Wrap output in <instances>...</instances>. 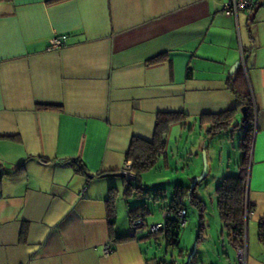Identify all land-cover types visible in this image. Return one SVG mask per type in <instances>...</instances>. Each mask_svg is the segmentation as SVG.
<instances>
[{"label":"crops","instance_id":"0c3cea01","mask_svg":"<svg viewBox=\"0 0 264 264\" xmlns=\"http://www.w3.org/2000/svg\"><path fill=\"white\" fill-rule=\"evenodd\" d=\"M223 2L0 0V264H165L149 249L152 237L172 247L165 232L127 237L131 213L151 224L163 209L146 217V203L129 207L134 183L127 191L123 174L107 173L135 174L130 139L151 140L159 112L187 117L171 124L155 164L181 130L207 133L205 116L235 108L229 83L239 72L256 110L245 256L264 264V0L237 17ZM59 34L66 44L47 50ZM72 158L86 173L64 163Z\"/></svg>","mask_w":264,"mask_h":264},{"label":"rangeland","instance_id":"374dc122","mask_svg":"<svg viewBox=\"0 0 264 264\" xmlns=\"http://www.w3.org/2000/svg\"><path fill=\"white\" fill-rule=\"evenodd\" d=\"M241 116L238 111L229 129L213 135L199 131L198 125L192 130L189 127L181 130L170 140L166 161L159 158L154 167L142 172L140 181L134 183L141 190L138 194L134 190L126 203L129 207L136 204L135 200L139 204L146 203L150 210L145 211L146 217L158 216L170 202L176 185L185 189L181 202L188 212L186 223L180 229L178 247H166L161 239H150V251L165 264H181L192 253L193 264H238V252L229 242L228 231L219 217L215 188L225 175L236 174L242 160ZM193 186L195 198L191 199L188 187ZM126 203L122 202L125 209ZM124 218L122 213L120 222ZM248 242L250 244L249 238Z\"/></svg>","mask_w":264,"mask_h":264},{"label":"trees","instance_id":"16d2710c","mask_svg":"<svg viewBox=\"0 0 264 264\" xmlns=\"http://www.w3.org/2000/svg\"><path fill=\"white\" fill-rule=\"evenodd\" d=\"M165 53H160L150 58L148 62L155 63L162 60ZM229 88L235 94V108L222 112L217 115H207L212 119V125L207 133L213 134L221 130H227L234 118V113L241 112V125L243 128V137L241 139L240 148L242 149V160L238 165L236 174L225 175L215 188L217 197V209L221 221L224 223L228 231V239L234 247L246 246V223L249 214L254 208L247 198V181L249 173V158L253 144L254 122H255V107L245 81L244 74L239 72L235 79L229 83ZM44 107H52L53 105H43ZM241 107H245V113L241 111ZM187 115L182 112H159L156 115V121L151 140H145L137 136H132L129 142L128 149L125 153V161L131 163V169L135 172L138 180L142 172L149 170L155 165L157 158L164 154L166 146V135L169 128L174 122L184 123ZM204 117V116H203ZM73 167V170L78 173H86L83 165L78 159H68L64 162ZM132 183H127V191ZM134 189L139 193L141 188L134 186ZM184 187L176 185L173 190V196L170 202L163 207L169 208L172 211V216L165 220V237L168 243L173 247L179 245V233L182 227L179 226L176 219V211L183 207L181 198L184 195ZM194 186L189 188L188 193L191 199L193 196ZM195 202V201H194ZM108 219L114 221L112 206L107 205ZM132 212V211H131ZM134 212V211H133ZM130 221L141 215L131 213ZM142 217V216H141ZM150 234V233H149ZM154 235V234H153ZM127 237H131L128 234ZM257 238L264 245V218H261L257 223ZM114 242V241H113ZM194 256L189 264H193Z\"/></svg>","mask_w":264,"mask_h":264},{"label":"built area","instance_id":"2783aa9c","mask_svg":"<svg viewBox=\"0 0 264 264\" xmlns=\"http://www.w3.org/2000/svg\"><path fill=\"white\" fill-rule=\"evenodd\" d=\"M255 6V0H224L222 11L229 16L237 17L239 12L252 9ZM68 37L66 34L54 35L50 38L47 50H56L66 44ZM121 173L125 176L127 183L136 182L135 174L130 173L128 169H123ZM187 210L184 207L178 208L176 211V219L180 227H184L186 223ZM162 221L157 223L146 224L141 216H137L130 221L129 232L131 236H135L144 229L150 234L165 231V220L172 216L169 208L162 210ZM238 252V264H247L244 247H235ZM113 251V242L107 243L103 247V254L107 255Z\"/></svg>","mask_w":264,"mask_h":264},{"label":"water","instance_id":"95a60500","mask_svg":"<svg viewBox=\"0 0 264 264\" xmlns=\"http://www.w3.org/2000/svg\"><path fill=\"white\" fill-rule=\"evenodd\" d=\"M237 65H238V63L234 64V65L230 68V72H231V73L234 71V69L237 67ZM241 111H243V113H245V112H244V111H245V107H241ZM204 171H205V170H204ZM107 174H112V175H117V176L122 175L121 172L107 173ZM203 175H204V174H203ZM203 175H202V176H203ZM193 256H194V253H192V254L188 257V259L184 262V264H189L190 261H191V259L193 258Z\"/></svg>","mask_w":264,"mask_h":264}]
</instances>
